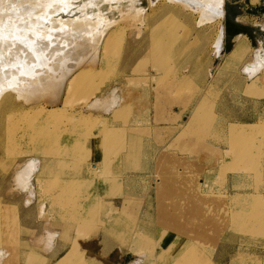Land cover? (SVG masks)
Instances as JSON below:
<instances>
[{
	"label": "rangeland",
	"instance_id": "obj_1",
	"mask_svg": "<svg viewBox=\"0 0 264 264\" xmlns=\"http://www.w3.org/2000/svg\"><path fill=\"white\" fill-rule=\"evenodd\" d=\"M55 2L54 9H47L50 14L44 8L34 11L35 18L40 15L37 17L42 21V31L52 30L49 34L53 36L48 39L55 36V41L49 40L50 48H60L48 52L47 57L40 56L51 66L64 61L70 66L79 63L84 57L73 59L72 48L85 38L87 46L93 44L94 36L104 33L112 22L122 21L119 24L126 42L112 51L103 45V84L83 96L84 105L69 106L65 119L56 125L33 128L31 139L21 138L19 143L14 139L26 132L18 116L29 106L16 100L2 111L0 251L7 254L2 264H18L19 251L28 250L29 239L37 233H60V245L70 248L67 264H77V260L86 264H264V126L246 138L251 148L246 167L222 170L224 165L237 168L235 165L241 162L232 157L233 124L264 125V68L254 78L249 76L264 54V30L250 27L252 36L241 34L229 40L224 27L227 0H222L224 13L210 14L211 22L202 26L197 24L204 18L202 11L183 10L172 4L175 0H139L134 5L131 0ZM15 13L14 17L20 18L13 21L19 26L24 24L23 14ZM72 20L78 26L73 22L71 25ZM80 23L93 25V29L88 31ZM238 41L244 46L230 59ZM221 42L223 49L218 56L217 45ZM157 65L163 66L161 70ZM257 77L258 87L247 88ZM104 101L105 114L85 111ZM116 107L125 108L110 114ZM75 117L91 120L77 123ZM43 132L50 136H42ZM163 153L175 159H167L166 170L186 173L181 177L188 196L199 192L226 200L207 219L201 234L192 232L200 239L191 241L182 228L175 232V224L179 226L187 214L168 219L170 222L160 216L157 186L164 170L159 163ZM33 162L35 170L29 166ZM194 196L192 207L200 210L204 205ZM57 197L61 200L56 201ZM245 198L249 204L243 206ZM79 221L89 225L83 234ZM187 221L185 227H194L198 219L192 215V224ZM47 243L38 240L44 248ZM188 248L192 257L186 262ZM23 259L26 264H48L45 257L32 250L24 252Z\"/></svg>",
	"mask_w": 264,
	"mask_h": 264
},
{
	"label": "bare ground",
	"instance_id": "obj_2",
	"mask_svg": "<svg viewBox=\"0 0 264 264\" xmlns=\"http://www.w3.org/2000/svg\"><path fill=\"white\" fill-rule=\"evenodd\" d=\"M115 1H118V0H115ZM128 1H130V0H128ZM54 2H55V0H0V117L2 116V111L9 106L12 107V105L14 104V102L16 100L20 101V102L24 103L26 106L30 107L28 110L21 111V113H19L20 115L17 113L19 115L18 117H21V119H22V126L26 127V129H25L26 132L24 134L21 133V134H17L14 136V139L17 138V139H15V141L17 140L18 143L22 142V139H26V137H28V136H29L28 139H31L33 128L35 129L37 126H42V127H45V129H46L47 126L56 125L61 120L65 119V113L67 112L69 106L72 107L73 103H77V104H79L81 102L83 103V101H84L83 96H85V95L89 94L90 92H93L96 89H98L99 86H101V84H103L102 82H104V78H106L105 77V71H104L105 68L102 65L103 63H101L102 62L101 61V48L104 45L106 48L107 47L111 48V50H108V51H112V50H114L112 48H114V47L118 48L119 46H121L122 43L126 42L125 31L120 26L122 21L121 22H112L110 26L107 25L108 27L106 28V31L104 33L97 34V36H94V43L93 44L91 43L92 45L89 44L90 46L89 45L87 46L86 45L87 43L85 42L86 38L84 37L85 39L78 42L79 44L76 48H72V51H74V53L72 54L73 59L76 58L77 56L82 57V58L84 57V59H82V60L80 59L79 63H75V65L70 66L71 64L70 65L66 64V62L64 61V62H58L56 67H53V65L51 66L50 64H48V60L45 58V56L47 57L48 55H50L48 52L52 53L58 48V47L50 48V45H49V43H52L53 40L55 41V38H54L55 36L53 37V40L48 39L49 36H51V38L53 36L52 34H49V33H51L52 30L50 31L47 28H44V31H42V29H43V27L41 25L42 21L41 20L38 21L40 18L37 17V15L38 16H40V15L39 14L36 15V18H38L36 20V18L34 17L35 16L34 14H36V13L34 11L35 10L38 11V9H40V8H44L46 10L52 9L53 6L56 5V3L58 1L55 3ZM131 2L134 5V2H139V0H131ZM172 4L177 6V7L179 6L183 10L189 11L191 13H193L194 11H202L205 15L201 12L203 14L204 18L202 16H200L203 19L201 21H199V23H197L199 26H202V25L206 24L207 22H211L209 20V18L211 17V16L209 17L210 14L212 15V14L216 13L218 15H221L220 12L223 9L222 8V5H223L222 0H175V3H172ZM48 10L46 13L50 14L51 12L49 13ZM109 10H111V9H109ZM16 11L19 13V16L21 14H23L21 16L24 18H21V20L23 19L24 24H22L21 22L20 23L24 26H22L21 24L19 26V23L16 24L15 20L17 21L20 18V17L19 18L17 17L18 19L15 18L17 15L15 13ZM42 11H44V10L42 9ZM139 11H141V10H139ZM52 12H53V10H52ZM222 12L224 13V11H222ZM13 13L16 14L15 17L13 15ZM197 13H200V12H197ZM216 14H214V15H216ZM12 15H13V17H12ZM41 16H42V14H41ZM32 17H34L36 21H34V19ZM13 19H15V20L13 21ZM45 19H47V18H45ZM58 20H55V21H58ZM75 21H77V20L75 19ZM61 22L62 21H60V23ZM72 22H73V20L71 21V25H72ZM74 23H75V25H74L75 27L78 26L76 24V22H73V24ZM100 23H101V21H100ZM15 24H16V26H15ZM53 24H54V22H53ZM57 24H58V22H57ZM66 24H67V22H66ZM80 26L84 27V28H89L88 31H90V29H93V25L91 26V25L80 23ZM80 26L78 27L79 29H81ZM55 27L57 28L59 26L56 25ZM68 28H69V25H68ZM70 29H72V26ZM47 30H48V32H47ZM59 30H61V29H59ZM56 33H58V32H56ZM56 35H58V34H56ZM137 37L139 39H141L140 38L141 35H138ZM145 38H146V36H145ZM49 40L52 42H49ZM143 40H145V39H143ZM145 42H146V40H145ZM137 44H139V42ZM140 44L143 45L144 43L140 42ZM235 46L236 47L233 51L232 56H230L231 57L230 59L235 58L240 53V48L242 46H244V43L241 41H238ZM166 47H168V46H166ZM91 48H92V50H91ZM58 49H60V48H58ZM146 49H148V48H146ZM222 49H223V44L221 42L219 45H217V51L216 52H217L218 56L221 54ZM90 50H91V52H90ZM39 52H42V53L38 54ZM71 52L66 53V56L69 55ZM143 52H144V50H143ZM47 53H48V55H47ZM153 53H154V51H153ZM131 54H132L131 56H130V53L128 55L132 59H135L136 57L133 58V56H134L133 53H131ZM42 55H45L44 56L45 59H43V60L41 59L42 57H40ZM89 55L92 57H89ZM85 57H89L90 59L85 58ZM258 60L256 63L257 66L255 67L256 69H254V72H252L249 75L252 78H254L258 74V72L264 68V54H263L262 58L259 61ZM133 62H134V60H133ZM133 62H129V63L134 64ZM33 63H37V64L32 65ZM129 63H128V65H131ZM179 63H181V62H179ZM64 64H66L67 66H65ZM177 65H179V64H177ZM161 66L162 65H159L157 67L158 71L161 70ZM174 68H175V66H174ZM166 74H168V73H166ZM175 74H177V73H175ZM171 77H169V78H171ZM95 78H97L98 80H95ZM174 79H176V78H174ZM259 79L260 78L255 80V82L251 85H248V86L246 85V87L249 89L251 88V90L256 89L258 87ZM161 80H162V78H161ZM160 82H162V81H160ZM157 83H158V81H157ZM185 83H186V81H185ZM124 84H125V79H124ZM126 84H128V83H126ZM129 84L132 85V83H129ZM170 84H172V83H170ZM183 84H184V82H183ZM161 85H162V83H161ZM159 87H161V86L159 85ZM151 89H152V87H151ZM119 90H120V88H119ZM153 91L158 92V89H157V91L156 90H153ZM77 94H78V96H77ZM68 96H69V98H68ZM72 96L76 98L75 100L72 99L73 101L70 100ZM176 101H177V99H176ZM105 102L106 101L100 103V105H94L93 104L88 108L86 107L85 111L92 112V113H101V114L104 113L105 114V112L107 111V110L106 111L103 110L104 107L106 106ZM83 105H84V103H83ZM48 107H50V108H48ZM124 108L125 107H120V108L116 107V109H114V112L110 113V114L116 115V113L122 111V109H124ZM100 110H102V111H100ZM11 117L13 118V116H11ZM74 119H77V118L75 117ZM97 119H100V118H97ZM106 119H107L106 117H103L104 121ZM81 120H82V122H84V121H88V120L90 121L91 119L88 117H81L75 121H77V123H79V122H81ZM29 121H32V123ZM262 126H264V125H261V124H250V125L249 124H233V126L231 128V133H230L231 134L230 136L233 138L232 141L234 144L233 145L234 147L232 149V154H233L232 157L234 160H238V161L240 160L241 162L240 163L238 162L235 165V167H237V168H234V167L232 168L230 166H226L224 168V166H225L224 165V166H222L223 171L226 172L228 170V168L233 169V170L235 169V171L236 170L238 171L239 170L238 168L240 165L241 166L245 165V167H246L247 158L251 157V148H250V146L247 145L246 138H248V137H250V135H253L254 133H256L259 130V128ZM12 128L14 129V127H12ZM34 132H35V130H34ZM102 132H104L105 134L109 133L108 129H103ZM93 134L95 137V133H93ZM47 135L50 136V133L46 132V135H45V132L42 133V136H47ZM101 136H103V135H101ZM34 137H35V135H34ZM44 141L45 140H43V142ZM29 142H31V141H29ZM73 145H76V144H73ZM101 147H102V145H101ZM106 149H107V147H106ZM102 151H103V149H102ZM71 152H73V151H71ZM167 159L168 160H175L173 157H171V155H169V153H163L159 158L160 167L162 169L164 167V170L163 171L161 170L162 172L159 174L161 181L159 179L160 182L158 183V186H157V193H158L157 196H158V200H159V207H160V213H161L160 216L166 222V221H169L168 219L173 220L177 216H180L182 214H187V216H183L182 220H180L181 223L179 222L180 223L179 226H178V224H175V223L174 224L176 226H174V224L172 223L174 228H175L174 229L175 232H177L178 228H182L183 233H186V234L188 233L186 236L188 238H190L191 241L193 239H200L201 238L200 235L194 236V235H192V232H199V234H201V231H204V229H205L204 224L207 222V219L213 215L212 213H215L217 211L216 207L220 208L221 206H224L226 204V200L223 198V196H220V195L211 197L209 195L199 194V192H192V193H190L191 195L188 196L189 194L187 192V187L182 183L183 177H181L183 175L185 176L186 173L185 172L174 173V172L166 170L165 167H169V164L167 163ZM35 163L33 162V163L29 164V166L33 170L36 169ZM92 166H93V164H92ZM96 170L97 169H94V171H96ZM219 173L221 176H223V174H224L221 171ZM159 176H158V178H159ZM20 182H23V180ZM55 183H57V182H55ZM184 183H186V182H184ZM53 185H55V184H53ZM186 185H187V183H186ZM52 186L50 185L49 187H52ZM193 193H195V196ZM61 196H62V194H61ZM192 196H194L193 198H198L200 200L201 204L204 205L200 210H197L196 208L192 207ZM58 200L60 201L61 199H59V197H57L56 201H58ZM246 200L247 199L245 198V202L242 203L243 206L249 204V200H247V201ZM56 201H54V203ZM187 202H188V205H187ZM62 203H63V201H62ZM52 207L53 206H51V208ZM88 208H90V207H88ZM188 208H190L189 209L190 211L188 210ZM173 210H175V213H173ZM0 212H1V210H0ZM218 213L220 214L221 212H218ZM78 214H76V216H78ZM192 215L194 217H196V220L198 219V222L195 223L194 227L187 226V224L185 227L184 224L186 223L187 220H188L187 222H191V224H192ZM72 216H74V215H72ZM241 217H242V219H244L243 216H241ZM249 217H251V214ZM238 218H239V216H238ZM71 219H72V217H71ZM75 222L77 223V221H75ZM81 222L79 221V223H81ZM243 222L246 223L247 220H243ZM82 223H81V228H82L81 233L83 234L89 229L88 228L89 225H87V226L85 224L82 225ZM72 224H74V223L72 222ZM260 224H262V223H260ZM169 225H171V224L169 223ZM248 226H249V223H248ZM69 254H70V251H69V253L67 252V254L64 257H62L56 263L57 264H67V261H68L67 258H69L68 257ZM185 256L187 259L185 261L189 262L190 257H192V250H189V248H188L187 252H185ZM185 261H183V262H185ZM76 262H77V264H86L83 260H77Z\"/></svg>",
	"mask_w": 264,
	"mask_h": 264
},
{
	"label": "crops",
	"instance_id": "obj_3",
	"mask_svg": "<svg viewBox=\"0 0 264 264\" xmlns=\"http://www.w3.org/2000/svg\"><path fill=\"white\" fill-rule=\"evenodd\" d=\"M229 3L228 8L236 10L237 16L235 21L243 26L256 28L257 30H264V0H227ZM243 20L245 23H243ZM241 35L237 34L235 36ZM234 36V37H235ZM38 232V231H37ZM56 236L57 240L51 250L44 248L43 245L38 244V240H47V236L37 233L36 236L29 239V248L21 249L19 251L20 261L18 264H26L23 259V253L29 250L37 252L41 256L48 260V264H55L62 257H64L70 250L69 246L60 245L59 237Z\"/></svg>",
	"mask_w": 264,
	"mask_h": 264
},
{
	"label": "water",
	"instance_id": "obj_4",
	"mask_svg": "<svg viewBox=\"0 0 264 264\" xmlns=\"http://www.w3.org/2000/svg\"><path fill=\"white\" fill-rule=\"evenodd\" d=\"M226 15L224 16L225 33L229 40L237 34H246L252 36L254 31L246 26H243L235 21L237 16L236 10L225 8Z\"/></svg>",
	"mask_w": 264,
	"mask_h": 264
},
{
	"label": "clouds",
	"instance_id": "obj_5",
	"mask_svg": "<svg viewBox=\"0 0 264 264\" xmlns=\"http://www.w3.org/2000/svg\"><path fill=\"white\" fill-rule=\"evenodd\" d=\"M56 235L57 234H54V233H47L46 236H47V240H48V243L46 245V248L48 250H51L52 247L54 246V241L56 239ZM7 254L3 251H0V264H2V258L5 257Z\"/></svg>",
	"mask_w": 264,
	"mask_h": 264
}]
</instances>
